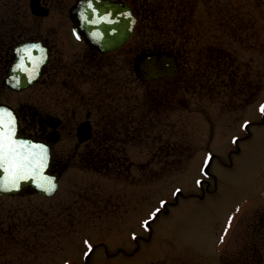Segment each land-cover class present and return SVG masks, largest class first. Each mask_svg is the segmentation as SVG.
I'll return each mask as SVG.
<instances>
[{
	"label": "flooded vegetation",
	"instance_id": "af4514ba",
	"mask_svg": "<svg viewBox=\"0 0 264 264\" xmlns=\"http://www.w3.org/2000/svg\"><path fill=\"white\" fill-rule=\"evenodd\" d=\"M197 3L198 0H0V117L6 126L9 120L14 121V138L35 140L49 147L47 171L58 176L59 186L63 173L72 171V166H77V171L97 173L125 171L132 180L145 177L148 129L175 127L172 112L178 107L179 86L187 84L192 103L225 90L226 63L237 60L223 43L215 45L210 40L211 1L202 0V18L195 14ZM130 16L134 17V27L125 36L121 30ZM187 29L193 35L190 50L184 49ZM160 50L175 53L179 69L184 63L205 64V74L191 67L187 72L178 69L151 81L137 78L132 66L136 56ZM131 81L145 88L137 100L130 92ZM254 82L251 81L252 94L257 91ZM238 83L242 92L239 80L231 91H238ZM259 125H264V119L244 123L243 133L234 138L235 148L227 151L229 164L225 166H231L232 155L241 152L240 143L252 137L254 128L250 127ZM160 131L158 139L165 136ZM172 134L152 146L149 159L184 158L187 152L172 140ZM214 154L216 158L217 152ZM134 156L139 162L133 161ZM199 184L201 193L193 197L203 200L209 181ZM177 200L167 201L166 207ZM111 207L114 209L115 203L111 202ZM144 218L138 216V224L146 221ZM148 227L147 235H134L135 246L131 249L120 246L109 252L107 246L100 245L103 253L108 258L133 256L140 241L150 240L153 230L151 225ZM252 240L248 239L244 247L245 261L241 253L233 264H261L257 243ZM219 244L218 240L213 255L218 264H227ZM93 246L87 257L81 254V264H91L98 247ZM173 262L179 264L178 260Z\"/></svg>",
	"mask_w": 264,
	"mask_h": 264
},
{
	"label": "rangeland",
	"instance_id": "374dc122",
	"mask_svg": "<svg viewBox=\"0 0 264 264\" xmlns=\"http://www.w3.org/2000/svg\"><path fill=\"white\" fill-rule=\"evenodd\" d=\"M210 1V40L215 45L223 43L235 54L237 61L228 64L243 73L242 92L238 83L237 92L227 86L220 94L205 95L192 103L189 93L180 90L178 107L172 112L175 127L148 129V165L141 179L132 180L125 171L97 173L72 166L50 197L31 190L17 196L0 195V264H66L72 260L81 264L85 241L98 246L91 264H171L175 260L179 264H218L212 252L218 239L225 262L233 264L241 253L245 261L244 247L250 238L257 243V258L264 264V125L250 127L254 128L252 137L240 143L241 152L232 155L231 166H225L229 164L227 148L234 145L231 138L243 133L245 121L260 120L264 103V0ZM198 2L195 14L202 18V0ZM185 34L184 49L190 50L193 35L190 29ZM187 66L205 74V64L183 65ZM255 79V87L260 82L252 94L250 83ZM144 89L131 81L130 92L136 100ZM161 129L165 136L158 139ZM171 132L172 140L187 152L184 158L149 159L152 146L169 138ZM207 149L218 155L209 168L214 177L208 178L204 200H197L193 196L201 193L197 181L205 179L202 167ZM133 161L139 162L138 156ZM176 188L182 189L181 195L152 222L149 241H140L131 257L105 256L100 245L109 252L120 246L134 247L132 234L144 233L138 216L149 217L164 198L172 201Z\"/></svg>",
	"mask_w": 264,
	"mask_h": 264
},
{
	"label": "water",
	"instance_id": "95a60500",
	"mask_svg": "<svg viewBox=\"0 0 264 264\" xmlns=\"http://www.w3.org/2000/svg\"><path fill=\"white\" fill-rule=\"evenodd\" d=\"M125 26L126 28L122 29L121 32H125V36H128L134 26L133 16H130V20L125 22ZM114 31L116 32V30ZM133 68L140 79L153 80L173 74L178 68V60L177 56L169 51L147 52L136 56ZM12 140L14 142L16 138L13 136ZM22 142L23 146H21ZM14 144L20 154L29 156V159L37 163L26 170L25 179H19L18 175L12 176L8 171L0 170V194L16 195L28 186L42 195L53 194L58 183L57 177L47 172L50 161L48 148L37 142L20 139L16 140ZM209 164L205 166L206 172H208Z\"/></svg>",
	"mask_w": 264,
	"mask_h": 264
},
{
	"label": "snow or ice",
	"instance_id": "6c2138e0",
	"mask_svg": "<svg viewBox=\"0 0 264 264\" xmlns=\"http://www.w3.org/2000/svg\"><path fill=\"white\" fill-rule=\"evenodd\" d=\"M261 112L264 113V106H261ZM10 115L11 114L9 113V116ZM9 128L11 129L10 131ZM14 135V121L9 120L8 125L6 126L3 117H0V170L8 171L12 176L18 175L19 179H25L26 170L31 166H35L37 162L29 159V156L22 155L17 151V148L12 140V136ZM233 142H236L235 139ZM21 146H23V142L21 143ZM42 159L44 158L42 157ZM205 163H208L207 159L205 160ZM197 183L199 184L200 181H197ZM178 191L179 189H177V192ZM164 206V202L162 201L161 208ZM159 212L160 209H156V211L149 217V220H154ZM231 219L232 218L229 217V222H231ZM143 224L147 226L149 225V221H144ZM223 239L224 237L222 236L221 241H223ZM85 244L87 245L88 241H85ZM90 251H92L91 248H89V251L85 252L84 255L87 257Z\"/></svg>",
	"mask_w": 264,
	"mask_h": 264
},
{
	"label": "trees",
	"instance_id": "16d2710c",
	"mask_svg": "<svg viewBox=\"0 0 264 264\" xmlns=\"http://www.w3.org/2000/svg\"><path fill=\"white\" fill-rule=\"evenodd\" d=\"M239 68V67H238ZM238 68H232V66L231 65H229L228 63H226V68H225V72H226V74H227V80H228V87H230V86H232L234 83V81L238 78V77H240V80H241V82L242 81H244L245 80V77L243 76V75H240V74H242V73H239V69ZM182 70V72H185V71H187V69L186 68H183V69H181ZM180 70V71H181ZM185 80V79H184ZM258 82H260V81H257V84H258ZM251 86V85H250ZM258 86V85H257ZM180 89H182V90H186L187 89V84H181L180 86Z\"/></svg>",
	"mask_w": 264,
	"mask_h": 264
},
{
	"label": "bare ground",
	"instance_id": "6f19581e",
	"mask_svg": "<svg viewBox=\"0 0 264 264\" xmlns=\"http://www.w3.org/2000/svg\"><path fill=\"white\" fill-rule=\"evenodd\" d=\"M156 218V217H155Z\"/></svg>",
	"mask_w": 264,
	"mask_h": 264
}]
</instances>
